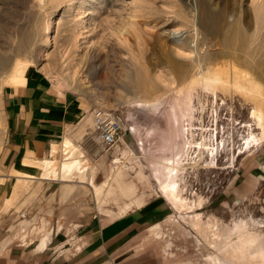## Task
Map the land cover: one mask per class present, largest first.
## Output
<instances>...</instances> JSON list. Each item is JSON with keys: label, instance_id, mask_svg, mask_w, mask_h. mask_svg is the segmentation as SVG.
Returning <instances> with one entry per match:
<instances>
[{"label": "rangeland", "instance_id": "obj_1", "mask_svg": "<svg viewBox=\"0 0 264 264\" xmlns=\"http://www.w3.org/2000/svg\"><path fill=\"white\" fill-rule=\"evenodd\" d=\"M30 66L86 109L40 164L75 206L103 223L159 202L145 235L164 264H264V0H0V93ZM97 107L133 127L128 149L102 148ZM22 213L0 216V252L62 232L79 247L77 225Z\"/></svg>", "mask_w": 264, "mask_h": 264}, {"label": "crops", "instance_id": "obj_2", "mask_svg": "<svg viewBox=\"0 0 264 264\" xmlns=\"http://www.w3.org/2000/svg\"><path fill=\"white\" fill-rule=\"evenodd\" d=\"M85 110L73 91L58 86L53 78L36 66L27 67L21 78L2 87L0 216H6L10 209H14L23 212L22 217L26 219L39 215V219L49 222L60 220L68 225H77L73 234L81 240L77 242L80 247L74 249L65 240L68 234L62 232L43 249H36L35 245H12L0 252V264L166 262L160 244L145 235L147 226L165 213V207L159 202L145 203L102 223L101 219L89 213V207L84 203L81 207L75 206L73 184L42 177L40 164L48 160L46 157L52 155L64 132ZM260 159L263 163L260 164L264 165V155ZM246 174L249 175L248 171H241V176ZM24 181L25 187L20 188ZM15 192L19 194L13 198L12 206L6 207ZM6 218L0 224L2 228Z\"/></svg>", "mask_w": 264, "mask_h": 264}, {"label": "built area", "instance_id": "obj_3", "mask_svg": "<svg viewBox=\"0 0 264 264\" xmlns=\"http://www.w3.org/2000/svg\"><path fill=\"white\" fill-rule=\"evenodd\" d=\"M90 116L91 129L97 133L103 149L118 150L122 147L124 149L129 148L127 139L128 135L131 134L133 127L125 125L124 117L120 111L97 107L91 111ZM164 235H167L170 239L171 232H166ZM80 240V238H77L76 242ZM79 247H75L74 249ZM162 254L166 257V253L163 249Z\"/></svg>", "mask_w": 264, "mask_h": 264}, {"label": "bare ground", "instance_id": "obj_4", "mask_svg": "<svg viewBox=\"0 0 264 264\" xmlns=\"http://www.w3.org/2000/svg\"><path fill=\"white\" fill-rule=\"evenodd\" d=\"M203 16H204V24H207L208 26H209V30H211V31H214L215 29H216V25H217V22H218V20H219V15H213V16H211V15H209V16H207V12L206 11H203ZM242 33H241V31H237V35H236V37L235 38H242V35H241ZM241 35V36H240ZM240 36V37H239ZM235 41H237V39H235ZM161 57H163L165 60H168V62H170V63H172L171 61H169V55L168 54H166V55H164V56H161ZM177 61V60H176ZM168 62H166L167 64H168ZM169 63V64H170ZM263 64V63H262ZM173 67V66H172ZM178 69V68H177ZM179 70H181V69H179ZM142 72V71H141ZM143 73V72H142ZM52 152H56V150H54V151H52ZM53 161H51V160H45L44 161V170L45 169H47L48 167H49V165H50V163H52ZM76 165H77V161H74V162H71V163H69V164H66V163H64V164H62L61 165V170L62 171H64V170H68L69 172L70 171H72L75 167H76ZM45 221V220H44ZM46 222V221H45ZM45 222H43V223H45ZM47 223V222H46ZM45 223V224H46ZM58 224V223H57ZM42 225V224H41ZM58 227V226H57ZM52 229V228H51ZM71 238V237H70ZM46 245H47V242H46V239H43V240H41V242L40 243H38V245H37V249H43L44 247H46Z\"/></svg>", "mask_w": 264, "mask_h": 264}]
</instances>
